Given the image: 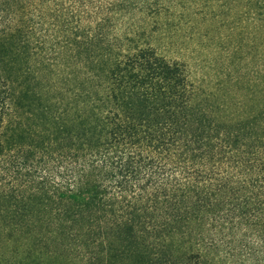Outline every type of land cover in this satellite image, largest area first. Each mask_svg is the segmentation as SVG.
<instances>
[{
  "label": "trees",
  "instance_id": "trees-1",
  "mask_svg": "<svg viewBox=\"0 0 264 264\" xmlns=\"http://www.w3.org/2000/svg\"><path fill=\"white\" fill-rule=\"evenodd\" d=\"M242 1L0 0V264H264V0ZM243 7L246 83L222 44Z\"/></svg>",
  "mask_w": 264,
  "mask_h": 264
},
{
  "label": "rangeland",
  "instance_id": "rangeland-1",
  "mask_svg": "<svg viewBox=\"0 0 264 264\" xmlns=\"http://www.w3.org/2000/svg\"><path fill=\"white\" fill-rule=\"evenodd\" d=\"M242 4H246V0H243L242 1ZM241 10L242 11H240V12H242V14L240 13L241 15H239V13H238V16H240V19H241V22L240 23H241V27L242 28L239 29L238 31L234 32V35L233 36L230 35V31H229L231 22H229V21L227 22L226 20H225V22H223V36L225 37L226 40L222 44H223V48L225 50V56H226L225 61L227 60L226 61V65L228 66V63H230V61L232 59L233 60L236 59V62L237 63L242 64V66L244 68L243 71L244 70L246 71V72H243V75H244V79L243 80H245L244 83H246V80L248 81L250 79L251 80L255 79L256 61L254 59V55L251 58V64L249 63L250 66L248 68H246V66H247V63L246 62L247 61L246 60L245 61H242V59L244 57L243 54H245V53H243V51H248L247 42H243V44H242V48L241 49H242V53L243 54L242 53H238L237 54V52L239 50L237 52H234L235 50L233 49V45H234L235 42H236V44L239 43L242 40V38H246L247 37L246 35H248L247 34L248 31L252 27H254L255 25H254V23H251L252 21L246 19V16H245V13H244V12H246L245 7L241 8ZM241 32H243V34H241ZM240 34L242 35V38H241V35ZM159 36H157L156 40H158L160 38H163V37H159ZM159 43H157V44H159ZM173 50H175V49H173ZM175 52H177V51L175 50ZM252 52H255L254 49H252ZM163 54H166V55L171 56V57H174V58L176 57V58H182V59L187 60L186 59L187 56L184 57L182 55H178L177 53H173L172 51H166ZM196 56H197L196 58H198V55H196ZM231 68H232V66L228 67V71ZM204 71L205 72H203L201 68H195L194 67V73H195V75L197 76L198 79L203 78V77H206L208 79V78H210V76H213V74L210 73V71L208 70V68H206V70L204 69ZM246 73H249L250 78H249V76L245 75ZM247 84H245V86H247ZM218 86L219 85L214 84V89L217 90L218 89ZM243 86H244V84H243ZM228 88H229V86H228ZM230 89H233V86L231 84H230Z\"/></svg>",
  "mask_w": 264,
  "mask_h": 264
}]
</instances>
